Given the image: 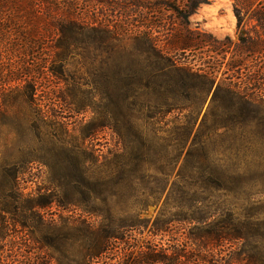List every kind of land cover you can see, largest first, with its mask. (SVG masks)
Segmentation results:
<instances>
[{
  "label": "trees",
  "instance_id": "1",
  "mask_svg": "<svg viewBox=\"0 0 264 264\" xmlns=\"http://www.w3.org/2000/svg\"><path fill=\"white\" fill-rule=\"evenodd\" d=\"M92 1L0 0V47L25 59L41 53L32 66L23 63L18 77L6 78L0 70L2 120H8L5 125L18 136L0 161V243L12 238L10 227L17 222L31 244L61 254L68 264H94L112 249L111 240L117 239V231L110 227L113 219L106 227L87 218H101L110 200L158 194L157 205L165 193V187L146 192L151 131L142 118L154 120L156 114L174 111L199 114L202 106L194 102H203L214 88L197 134L211 124L214 132L232 129L214 117L231 114L246 121L239 125H247L264 115V62L260 58L264 46L259 53L228 64L235 81L217 84L218 50L190 23L208 0H99L98 5ZM232 1L238 28L251 13L249 20L264 30V0ZM206 49L208 59L200 56ZM196 52L199 55L189 57ZM47 73L58 85L46 87L40 76ZM13 81L22 83L19 91H10ZM21 101V117L11 118L10 109ZM58 108L77 115L91 108L99 110L95 118L80 123L77 131L56 114ZM196 121L192 117L174 133L171 152L176 159L187 147ZM106 131L123 145L121 152L98 151L89 143ZM197 134L185 160L194 165L179 172L161 213L169 205L183 209L191 197L214 196L213 186L220 183L212 168L214 160L204 153L212 136H205L202 148L194 150L199 144ZM36 164L48 169V189L26 193L22 183ZM160 174L167 179L172 173L162 170ZM53 207L59 212L79 210L86 218L45 217ZM108 215H112L110 210ZM184 221L201 227L191 229L183 242L163 249L165 255L141 251L131 264H264L263 222L244 221L231 213L224 223L204 211ZM172 222H157L154 233L168 232ZM126 224L120 228L138 226ZM225 248L230 251L223 257ZM67 249L74 250L73 259L65 256ZM3 254L0 247V260ZM56 260L64 264L62 258Z\"/></svg>",
  "mask_w": 264,
  "mask_h": 264
},
{
  "label": "rangeland",
  "instance_id": "2",
  "mask_svg": "<svg viewBox=\"0 0 264 264\" xmlns=\"http://www.w3.org/2000/svg\"><path fill=\"white\" fill-rule=\"evenodd\" d=\"M99 0H93L92 3L98 5ZM102 1V0H101ZM250 14L244 18V25L238 28L237 19L234 14L232 0H208L207 4H203L190 18L191 28L200 32L205 41L209 42L210 47L215 48L217 53L215 66L217 69L216 82H231L235 81L236 74L228 71V64L235 61H242L247 57L252 56L254 53H259V48L264 46V30L257 27V25L249 20ZM48 41V39H45ZM51 40V39H49ZM253 41V42H252ZM257 43V44H255ZM251 44V45H250ZM35 57L26 58L23 56H16L10 52L6 53L4 45L0 47V70L6 78H12L21 75V68L24 64L33 65L40 52L36 51ZM199 55L198 52L190 54ZM208 49L201 53L200 56L208 59ZM262 62L264 57L260 56ZM27 62V63H26ZM24 63V64H23ZM36 67V64L33 66ZM21 71V72H20ZM37 77H39L37 75ZM45 78L46 87L58 85L51 76L47 74L40 76ZM39 79V78H38ZM22 83L13 81L11 83L10 91H19ZM9 87H5L7 90ZM2 89H0V161L3 156L12 149L17 142L18 136L13 132L9 126H6L8 120H2L4 113V106L2 102ZM5 90V91H6ZM215 88L211 93L200 100L195 101L196 105H200L201 110L193 115L190 111L180 113L174 111L167 115L156 114L154 120L142 118L143 123L149 122L150 129V147L149 158L145 163L147 169L145 182L146 192L150 193L151 190L164 188L165 193L161 196L160 201L155 205L156 197L158 194L153 195L151 198H146L145 193H140L139 197L142 198H123L113 199L109 202V209L112 215H108V211L104 212L101 218H90L91 222H97L107 227L110 224V218L113 223L110 226L113 231H117V239H112L113 247L103 257L96 261L94 264H131L133 258L136 257L138 252L155 251L156 255H165L163 249H167L169 245H174L178 241L183 242L186 239L191 229L201 227L196 223H188L184 221L185 217H193L194 214L204 211L213 220L226 222L228 215L231 213L242 220L256 219L260 223H264V115L258 119H250L249 124L239 125L246 121L237 120L231 114L222 115L218 110V114L222 118L215 119L222 125L232 127L230 131L225 129L214 132L210 130L212 124L208 128H202L200 133V123L208 111ZM55 93V92H54ZM38 95H42L41 90ZM51 94L49 93L48 96ZM20 103L18 107L10 109V117L20 118L22 109ZM98 108L88 109L84 114L77 115L75 113L67 112L63 109H56V114L62 118L63 121L69 123L71 129H76L80 123L86 122L95 118V112ZM197 119L196 124L191 132L189 143L184 149L183 154L179 159H176V153L171 152L173 147V136L181 126H187L190 121ZM262 122V123H260ZM262 124V125H261ZM234 125V126H233ZM214 132V133H213ZM75 134V133H74ZM76 134H78L76 132ZM198 135L199 144L194 150L202 148V142L205 136L210 135L212 138L205 146V154H209L213 170L218 174L220 181L219 185H212L214 196L211 197H192L181 210H176L174 205H169L166 212H162L166 196L177 181L179 172L184 168V171L190 170L194 165L193 163H186V154L190 148L192 140ZM79 136V135H77ZM175 138V137H174ZM74 139V138H73ZM96 150L106 152L107 149L120 150L124 149L123 145L118 144L116 139L111 135L110 131L100 133L96 138L89 141ZM8 150V151H7ZM171 156V157H170ZM173 158V163L169 162ZM162 159V160H159ZM175 159V160H174ZM170 171L172 174L167 179L162 178L160 171ZM48 169L41 165H33L31 174L26 176V182L22 183L26 188V193H36L39 188H47ZM145 184V183H144ZM195 199V201H193ZM193 201V203H191ZM101 204V203H100ZM45 217L55 219L60 217L73 218L82 220L86 218L79 210L69 209V212H59L56 208H52L49 212H45ZM173 221L169 230L166 233H154V225L158 222L163 224L166 221ZM16 221H20L16 219ZM126 223H137L136 228H124L122 225ZM17 226H11L9 238L7 242L0 243L4 254L0 264H58L56 259H63L64 264L68 262L61 254L53 252L52 250L41 247L39 249L37 244H31L25 237L20 228V224L16 222ZM101 234V233H99ZM42 240V239H40ZM69 246V241L67 243ZM231 246V245H227ZM238 246V245H237ZM236 247V246H235ZM234 247V248H235ZM68 248V247H67ZM148 248V249H147ZM230 248V247H229ZM223 250V257L229 254L230 249ZM229 250V251H228ZM65 252L66 257L73 259L75 252L72 249H67ZM159 252V254L157 253Z\"/></svg>",
  "mask_w": 264,
  "mask_h": 264
}]
</instances>
